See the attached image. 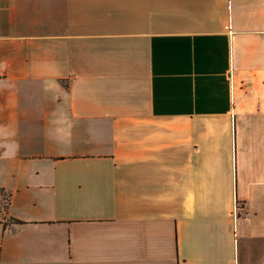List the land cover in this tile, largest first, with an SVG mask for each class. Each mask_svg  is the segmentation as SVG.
<instances>
[{"label": "crops", "instance_id": "0c3cea01", "mask_svg": "<svg viewBox=\"0 0 264 264\" xmlns=\"http://www.w3.org/2000/svg\"><path fill=\"white\" fill-rule=\"evenodd\" d=\"M0 65V264H264V0H0Z\"/></svg>", "mask_w": 264, "mask_h": 264}, {"label": "trees", "instance_id": "16d2710c", "mask_svg": "<svg viewBox=\"0 0 264 264\" xmlns=\"http://www.w3.org/2000/svg\"><path fill=\"white\" fill-rule=\"evenodd\" d=\"M0 194L2 196V203H3V211L5 213H8L9 211V206H10V201H11V193L9 191H6L5 189H0ZM19 222V221H18ZM11 223V220L8 219L7 224Z\"/></svg>", "mask_w": 264, "mask_h": 264}, {"label": "built area", "instance_id": "2783aa9c", "mask_svg": "<svg viewBox=\"0 0 264 264\" xmlns=\"http://www.w3.org/2000/svg\"><path fill=\"white\" fill-rule=\"evenodd\" d=\"M3 75V68L1 67V65H0V77ZM1 193V192H0ZM1 199H2V196H1V194H0V222L2 223V222H7L8 221V219H9V213H5L4 211H3V203H2V201H1Z\"/></svg>", "mask_w": 264, "mask_h": 264}]
</instances>
